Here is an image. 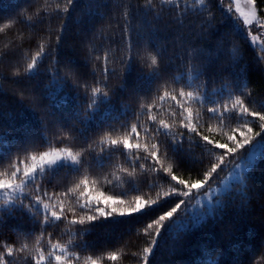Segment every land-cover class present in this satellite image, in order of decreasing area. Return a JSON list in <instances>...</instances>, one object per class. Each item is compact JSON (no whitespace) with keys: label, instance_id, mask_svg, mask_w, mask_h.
Segmentation results:
<instances>
[{"label":"snow or ice","instance_id":"snow-or-ice-1","mask_svg":"<svg viewBox=\"0 0 264 264\" xmlns=\"http://www.w3.org/2000/svg\"><path fill=\"white\" fill-rule=\"evenodd\" d=\"M11 7L0 2V33L19 40L0 48V117L9 93L17 105L0 118V264H161L162 242L164 264H264V80L250 76L264 74V0Z\"/></svg>","mask_w":264,"mask_h":264},{"label":"trees","instance_id":"trees-1","mask_svg":"<svg viewBox=\"0 0 264 264\" xmlns=\"http://www.w3.org/2000/svg\"><path fill=\"white\" fill-rule=\"evenodd\" d=\"M0 2L3 3H8L12 7L8 10V13H3V14H9L10 12L19 10L20 8L26 7L29 3L30 0H0ZM38 3H45V0H38ZM47 3L49 4H54L55 0H47ZM77 25L70 24V36L72 33L75 32ZM23 30V29H20ZM31 31V29H29ZM261 38H264L262 36ZM13 43H18V30L13 29L11 32H8L6 34L0 33V48H4L5 45L9 44V42ZM239 42V41H237ZM259 42H257L258 44ZM249 56L247 59L249 60L250 63L254 64L253 57L258 55L260 53V48L259 47H251L249 48ZM7 61L0 60V74H4L7 68ZM135 73L132 74L133 78L135 77ZM250 76L251 78L257 82L260 83L262 80H264V74L259 73L254 67L250 70ZM0 86H3L5 89H9L11 87L10 83L0 80ZM54 95H55V90H54ZM62 95V93H61ZM59 97L57 96V99ZM4 102L6 104L5 108V115L0 118H8L16 109L17 105L15 101L11 98V94L9 93L8 96L4 97ZM119 229H113L111 234H105L103 231L98 233L99 237L101 240L109 238L110 235H114L116 232H118ZM259 232V228L254 220H249L240 225V235L243 240L250 241L252 243H249L246 246V251L248 252V256H251V248L255 245H258V239L254 240V235H257ZM220 236V229L217 228L216 230V238H219ZM205 237L202 234H194L188 241V247H187V252H186V257L190 259H196L197 258V253L202 251L203 244H204ZM138 241L133 239L132 244H137ZM169 259L168 251L166 246L163 244L161 245V249L159 253L157 254V260L161 262V264H164L165 261ZM236 259H245V257L237 256Z\"/></svg>","mask_w":264,"mask_h":264},{"label":"rangeland","instance_id":"rangeland-1","mask_svg":"<svg viewBox=\"0 0 264 264\" xmlns=\"http://www.w3.org/2000/svg\"><path fill=\"white\" fill-rule=\"evenodd\" d=\"M257 42H259V41H257Z\"/></svg>","mask_w":264,"mask_h":264}]
</instances>
